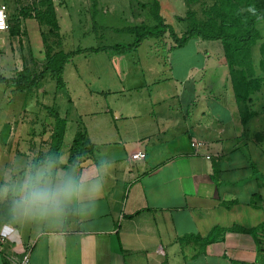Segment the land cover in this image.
Masks as SVG:
<instances>
[{
  "label": "crops",
  "instance_id": "crops-1",
  "mask_svg": "<svg viewBox=\"0 0 264 264\" xmlns=\"http://www.w3.org/2000/svg\"><path fill=\"white\" fill-rule=\"evenodd\" d=\"M169 45L177 52L171 59L168 49L135 51L140 80L129 87V57L116 55L104 90H90L84 100L87 111L71 101L72 123L55 111L60 144L55 121H31L26 138L24 127L16 137L13 124L0 123V189H10L0 194V264L26 256L29 264H264V152L254 149L264 143V97L248 88L255 79L230 76L238 67L227 63L223 47L215 53ZM25 67L32 65L12 70ZM79 135L92 155L73 147ZM139 152L144 160L133 159ZM37 172L53 183L84 177L86 186L95 177L105 184L97 210L70 204L60 217L25 219L13 209L12 193Z\"/></svg>",
  "mask_w": 264,
  "mask_h": 264
},
{
  "label": "rangeland",
  "instance_id": "rangeland-1",
  "mask_svg": "<svg viewBox=\"0 0 264 264\" xmlns=\"http://www.w3.org/2000/svg\"><path fill=\"white\" fill-rule=\"evenodd\" d=\"M232 1L228 0L221 7L219 5L221 0H98V8L94 11L92 0H67L65 4H61V0H55V8L58 7L56 14L59 18V33L63 43L61 48L64 53L68 54L78 50L133 43L135 35L123 30L142 25L143 22L150 27L155 26L157 21L153 18L151 11L155 3L161 5V15L165 18L166 23L171 25L181 36L188 30V23L184 19L192 20V17H189L190 12L194 13V18L199 21L206 20L207 16L216 18L217 14L222 15L230 11L232 8L228 6L230 3L239 8L242 6ZM244 1L246 3L248 0ZM52 2L54 3V0ZM141 3L147 4L141 5ZM0 4H5L8 7L11 27L10 33L0 32V64L4 73L8 77H12L15 73L12 67L17 65L18 69L21 68L23 61H28L29 65L33 66L32 68L35 67L33 65L35 63L38 67L34 70L42 71V65L46 58L45 49L55 46L58 42L50 32L55 29L47 21L49 16L45 13L43 15L42 12L49 10L47 0H0ZM233 8L235 7L233 6ZM94 15L96 21L93 18ZM257 29L262 40L259 41V38L251 48L254 51L250 55V61L253 57L255 63L247 65V69L262 66L263 70H258L257 75L250 77L251 72L246 70L243 74L240 71L246 69L245 66H237L238 69L230 70L229 74L234 77L235 81H237V77H244L245 81L250 78L255 79L256 81H253L252 85H248V88L253 91H261L264 97V63L261 64L263 54L259 50L264 49V22L259 23ZM164 43V40H147L139 48L142 49L139 53L146 49H168L165 54L168 59L177 55V52L171 54L169 50L171 45L166 47L168 43L172 44L169 39L166 45ZM221 47L223 46L219 41L212 42L194 38L185 47L174 49H215L214 51L217 53ZM191 51L188 50L187 54H190ZM125 55L129 57L126 60V67L130 71L128 70L127 83L125 82L129 87L140 80V62L137 61L138 56L135 51ZM144 57L147 60L146 56H143L141 61ZM210 58L216 60V55L212 53ZM117 59L116 54L109 51L74 55L65 66L64 89H58L55 80L51 77L42 81L39 87L29 91H15L14 87V89L10 87L7 89L0 85V123L7 122L3 123V126L13 124V127L17 129L16 137L19 136L20 129L24 127L22 136L26 138L28 137L27 131L29 133L34 126L33 123H30L31 121L40 120V126L55 121L54 118L46 116L47 110L43 108L44 106L50 108L53 106L55 111L64 116L65 113H68L69 122L72 123L75 109H73L74 104L71 101L80 111H87L88 108L84 100L88 98L89 91L95 88L104 90L105 80L109 78L105 75L111 73V60L115 64ZM194 61L198 62L199 59L195 58ZM147 63H151V60H147ZM142 64L144 63L142 62ZM123 65L125 66V64ZM100 78L101 81H99ZM113 82L115 83V80ZM262 100L264 99L262 98ZM259 102L264 106V101ZM42 105L43 107H41ZM97 105L95 104V106ZM74 121L80 122L77 118ZM257 147L254 148L256 152H264V143ZM1 171L3 168L0 165V174Z\"/></svg>",
  "mask_w": 264,
  "mask_h": 264
},
{
  "label": "trees",
  "instance_id": "trees-1",
  "mask_svg": "<svg viewBox=\"0 0 264 264\" xmlns=\"http://www.w3.org/2000/svg\"><path fill=\"white\" fill-rule=\"evenodd\" d=\"M52 1L53 0H47V4H49L47 8H49V10L46 12L44 10L42 12L43 15L45 13V15L49 16L47 21H49L50 25H52L53 29H55V31L51 30L50 32L54 39H57L58 42L55 44L56 47L53 46L45 49L46 58L42 65V71L37 72L34 70L38 67L34 63V68H32L33 66L25 67L20 72L16 71L12 77H7L0 66L1 86H5L7 89H9V87H14L15 89H13L15 91H29L39 87L42 81L48 77H51L53 80H55L57 88L62 89L65 87L63 79L65 66L74 55L88 52L100 53L108 51L116 55H125L126 53L137 51L147 40L167 41L169 39L172 42L173 49L185 47L194 38H200L204 41L212 42L219 41L222 43L223 49L225 51V57L227 58L230 66H245L246 70L248 71L247 65L250 66L251 64V48L260 38L257 27L259 23L264 22V0H248L246 3L244 0H233L234 3L236 2L238 5L242 6L239 8L232 3H230L232 5L228 3V6L232 7L230 11L227 13L225 12V14L220 13L222 15L217 14V19L215 17L207 16L206 20L199 21L194 18V13L190 12L189 17H192V20H190V18L185 20V22L188 23V30L179 36L175 29L171 25L167 24L165 18L161 15V5L155 3L151 10L153 18L157 21L155 26L150 27L145 22H143L142 25L123 30L135 35V40L133 43L117 44L112 47L90 48L66 54L61 48L63 43L59 33V21L55 10V5ZM92 1L93 9L95 11L98 8V0ZM224 1L227 2L228 0ZM225 2L221 0L219 5L222 7ZM233 6L235 8H233ZM249 6H255L259 15L252 16L247 11H245V9H247ZM93 18L95 20V15ZM10 32L11 27L6 33ZM251 68L252 67H249L250 70ZM41 107H43V105ZM43 108H45L48 115L54 118L56 121L54 122L55 128L57 130L55 140L57 144H60L62 141V135L60 132L62 121L58 113L55 112L53 108L45 106ZM73 147L82 150L84 154H93L91 145L85 141V138L82 135L77 137Z\"/></svg>",
  "mask_w": 264,
  "mask_h": 264
},
{
  "label": "clouds",
  "instance_id": "clouds-1",
  "mask_svg": "<svg viewBox=\"0 0 264 264\" xmlns=\"http://www.w3.org/2000/svg\"><path fill=\"white\" fill-rule=\"evenodd\" d=\"M245 11L252 16L259 15L255 6H249ZM104 166L107 167V164ZM89 180L87 186L84 177L77 181L73 176L53 183L44 172L28 174L22 185L12 193L15 197L12 200V207L27 220L60 217L66 214V208L70 204L78 205L76 211L91 213L98 208L105 184L95 177H89ZM9 191L5 185L0 189V194L6 197ZM93 200L95 209L91 207Z\"/></svg>",
  "mask_w": 264,
  "mask_h": 264
},
{
  "label": "built area",
  "instance_id": "built-area-1",
  "mask_svg": "<svg viewBox=\"0 0 264 264\" xmlns=\"http://www.w3.org/2000/svg\"><path fill=\"white\" fill-rule=\"evenodd\" d=\"M10 29L9 27V15H8V8L5 4L0 5V32H8ZM202 144L200 143H192V147L194 149H198ZM146 154L143 152H139L133 156L134 160H144ZM13 264H29V258L26 256L21 262H14Z\"/></svg>",
  "mask_w": 264,
  "mask_h": 264
}]
</instances>
